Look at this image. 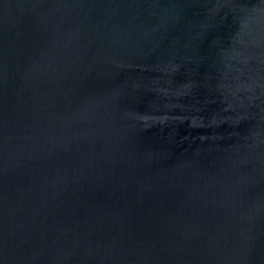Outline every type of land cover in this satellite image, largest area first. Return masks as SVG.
I'll list each match as a JSON object with an SVG mask.
<instances>
[{
  "label": "water",
  "instance_id": "water-1",
  "mask_svg": "<svg viewBox=\"0 0 264 264\" xmlns=\"http://www.w3.org/2000/svg\"><path fill=\"white\" fill-rule=\"evenodd\" d=\"M0 264H264V0H0Z\"/></svg>",
  "mask_w": 264,
  "mask_h": 264
}]
</instances>
